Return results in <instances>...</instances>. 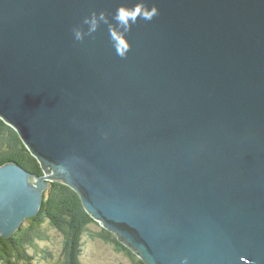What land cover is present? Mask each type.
Returning <instances> with one entry per match:
<instances>
[{
  "label": "water",
  "instance_id": "water-1",
  "mask_svg": "<svg viewBox=\"0 0 264 264\" xmlns=\"http://www.w3.org/2000/svg\"><path fill=\"white\" fill-rule=\"evenodd\" d=\"M0 117L45 170L0 167V236L56 180L146 264H264V0H0Z\"/></svg>",
  "mask_w": 264,
  "mask_h": 264
},
{
  "label": "trees",
  "instance_id": "trees-1",
  "mask_svg": "<svg viewBox=\"0 0 264 264\" xmlns=\"http://www.w3.org/2000/svg\"><path fill=\"white\" fill-rule=\"evenodd\" d=\"M7 163H17L39 176L45 174L19 132L0 117V167ZM86 236L114 246L132 264H146L87 211L73 187L56 180L49 181L39 213L11 237L0 236V264H84Z\"/></svg>",
  "mask_w": 264,
  "mask_h": 264
},
{
  "label": "clouds",
  "instance_id": "clouds-1",
  "mask_svg": "<svg viewBox=\"0 0 264 264\" xmlns=\"http://www.w3.org/2000/svg\"><path fill=\"white\" fill-rule=\"evenodd\" d=\"M138 9H132V10H125L123 8L119 9L116 14V21L117 23L123 27L124 29H127L129 26V22L132 24L136 23L137 16L133 15V12H138ZM159 13L155 8H152L150 10L146 9L142 15H140V19L151 21L155 16H157ZM99 20H104V16L101 13L99 16ZM84 25H87V32L83 30L82 27H75L73 28V35L74 39L78 42H82L86 36H92L93 33L97 31L98 28V19L95 13L92 14L90 18H85L83 21ZM111 35V33H110ZM117 49V55L121 56L122 58L126 55V49L121 50V41L117 40L114 44ZM183 264H189V261L187 258L183 261Z\"/></svg>",
  "mask_w": 264,
  "mask_h": 264
},
{
  "label": "rangeland",
  "instance_id": "rangeland-1",
  "mask_svg": "<svg viewBox=\"0 0 264 264\" xmlns=\"http://www.w3.org/2000/svg\"><path fill=\"white\" fill-rule=\"evenodd\" d=\"M54 241L58 238L54 231ZM86 250L83 257L84 264H132L131 261L123 254L114 249V246L106 244L103 241H93L86 236Z\"/></svg>",
  "mask_w": 264,
  "mask_h": 264
}]
</instances>
